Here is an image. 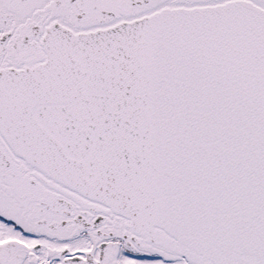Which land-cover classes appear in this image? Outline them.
Returning a JSON list of instances; mask_svg holds the SVG:
<instances>
[{"label":"snow or ice","instance_id":"obj_1","mask_svg":"<svg viewBox=\"0 0 264 264\" xmlns=\"http://www.w3.org/2000/svg\"><path fill=\"white\" fill-rule=\"evenodd\" d=\"M0 264H264V0H0Z\"/></svg>","mask_w":264,"mask_h":264}]
</instances>
